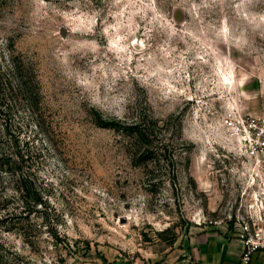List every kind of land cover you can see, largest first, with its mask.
Here are the masks:
<instances>
[{
	"label": "rangeland",
	"instance_id": "obj_1",
	"mask_svg": "<svg viewBox=\"0 0 264 264\" xmlns=\"http://www.w3.org/2000/svg\"><path fill=\"white\" fill-rule=\"evenodd\" d=\"M9 47L38 82L0 117V244L24 264H197L203 234L264 230L240 142L264 122V0H0L4 72Z\"/></svg>",
	"mask_w": 264,
	"mask_h": 264
},
{
	"label": "trees",
	"instance_id": "obj_2",
	"mask_svg": "<svg viewBox=\"0 0 264 264\" xmlns=\"http://www.w3.org/2000/svg\"><path fill=\"white\" fill-rule=\"evenodd\" d=\"M8 53L9 59L7 61L8 64L5 67L6 72H4V69H0V117L3 118L2 120L6 127H8L9 115H11L12 110L14 109V104L11 101H14L13 97L24 100L28 105L32 106L36 104V96L38 95V82L36 80V71L33 66L16 53L12 47L8 48ZM4 74L8 75L7 79L4 78ZM113 126V123H104V125H102V127L115 128ZM126 127L136 128L137 125L129 124ZM139 134L143 136L141 132L138 133L137 136H139ZM19 156L21 157L22 155ZM33 181V177L30 176V174H19L15 181V191L27 193L28 188L26 186L27 184L32 186ZM35 194L36 195L32 201H37L38 197L40 198L41 196L38 190H35ZM20 195L25 196L23 193H20ZM25 197L27 198V196ZM25 203L27 204V202ZM8 253L11 254V259L20 260L19 264H24L23 260L25 257L23 255L16 250H11L0 244V260L7 257ZM69 253L70 248L68 247V254Z\"/></svg>",
	"mask_w": 264,
	"mask_h": 264
},
{
	"label": "crops",
	"instance_id": "obj_3",
	"mask_svg": "<svg viewBox=\"0 0 264 264\" xmlns=\"http://www.w3.org/2000/svg\"><path fill=\"white\" fill-rule=\"evenodd\" d=\"M244 242L239 237L205 233L194 240L191 254L197 264H243L241 253ZM248 264H264V248L251 255Z\"/></svg>",
	"mask_w": 264,
	"mask_h": 264
},
{
	"label": "built area",
	"instance_id": "obj_4",
	"mask_svg": "<svg viewBox=\"0 0 264 264\" xmlns=\"http://www.w3.org/2000/svg\"><path fill=\"white\" fill-rule=\"evenodd\" d=\"M263 123H258L255 120H250L241 125L242 131L240 142L249 152V156L253 157L256 162L264 163V127ZM264 169V165H263ZM254 226V225H253ZM251 227L245 222L239 224V229L235 234L243 240L244 248L241 253V263L248 264L251 255L264 248V230Z\"/></svg>",
	"mask_w": 264,
	"mask_h": 264
}]
</instances>
